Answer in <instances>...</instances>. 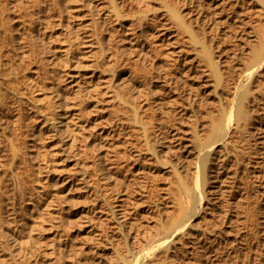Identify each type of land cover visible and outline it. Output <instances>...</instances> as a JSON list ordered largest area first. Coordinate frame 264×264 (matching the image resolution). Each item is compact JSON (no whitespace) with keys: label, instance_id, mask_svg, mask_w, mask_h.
<instances>
[{"label":"rangeland","instance_id":"obj_1","mask_svg":"<svg viewBox=\"0 0 264 264\" xmlns=\"http://www.w3.org/2000/svg\"><path fill=\"white\" fill-rule=\"evenodd\" d=\"M110 1L50 0L41 9L49 2L0 1L11 4L1 18L0 80L10 73L20 92L17 105L5 92L16 164L0 128V264H115L117 251L144 245L177 211L173 164H192L195 130L204 135L219 118L264 26L250 0H117L119 14ZM255 81L244 154H230L206 210L192 218L202 243L220 240L219 264H264V69ZM183 258L190 262L175 264H209Z\"/></svg>","mask_w":264,"mask_h":264},{"label":"bare ground","instance_id":"obj_2","mask_svg":"<svg viewBox=\"0 0 264 264\" xmlns=\"http://www.w3.org/2000/svg\"><path fill=\"white\" fill-rule=\"evenodd\" d=\"M36 1L37 4L41 1L49 2L50 0ZM110 2L114 12L119 14L117 8L118 1L111 0ZM250 2L253 4L252 7H256V9L259 10V13L264 15V0H250ZM213 3L214 2L208 1L207 5L211 6ZM10 5L11 4L9 3L6 4V9L0 5L1 28L5 25L4 22H1V18L3 17L4 12L9 9ZM48 5H51V2L45 5H39L38 8L41 9V7H46ZM170 13L174 19H176L177 23L181 27L186 28L189 34H191L192 39L196 41L192 28L187 25L180 12L176 9H170ZM25 35L26 34L21 35L22 37H20V39L25 38ZM254 36L256 43L253 42L249 46L250 57L242 63V74L237 79L232 81V85L228 87L227 96L225 99L220 101L219 118L217 120H210L211 124L208 133L203 135L198 130H195L194 132L195 153L192 157V164H190V166H188L185 170L179 169V166L175 164L172 166L173 171L176 173L178 187V194L174 198L176 200L175 205L177 206L176 213L169 215V219L167 218V220H159L161 221L159 226H156V231L153 234L146 236L144 245L139 244L137 249L132 248L131 246L127 247L125 251L126 253L124 254L117 251L116 256L118 257V260L116 257L115 259L117 261L115 264H175L174 261L182 259L183 256L187 254H193L194 256H197V258L205 257L206 260H209V264H219L218 260L220 259H218V247L220 240L213 239L216 242L215 245L210 244V241L208 243L203 242L208 245H202V249L198 248L194 251L197 244H201L206 238V234L204 235V238L201 235L203 232L197 233L193 230L194 223H192V218L196 213L206 210V204L210 199L209 193L210 191H213L212 188L215 185L214 180L220 177V174L223 171L221 169H226L227 159H229L230 154H232V156L237 160L241 158L240 155L244 154V149L239 148L242 146V144H240L241 139L239 138L241 134L251 132V124L253 125L252 118L255 112L254 103L257 99L256 85L259 86L258 82H256L257 80L255 81V77L260 68L264 69V26ZM3 42L0 44V49L4 45ZM202 47L203 53L207 58L209 66L215 76V80L217 83H220L222 80V74L218 63L215 61L210 49L205 45ZM1 56L2 53L0 50V58ZM8 74L10 73L6 74V85L0 80V128L2 127L1 132L4 133L9 149L12 153V164H16V162L19 161L20 153L12 139V136L6 134L4 129H7L8 126L6 122V116L9 114V107L7 103L10 102V104L17 105L18 103L16 104L15 102H18L20 92L19 89H17V91H13L14 88L12 86L14 85L10 84L13 83V80ZM9 89H11L10 92H12V94L8 101L6 100L7 95L5 92L6 90L8 92ZM133 109L135 122L137 121L138 123L139 119L137 109ZM16 120L17 119H13V125L16 129H18V122ZM170 148L171 147H169V149ZM148 149H151L152 154L159 157L158 150L151 144L149 145V142ZM16 167L19 169L18 166H12L11 171L12 174H14V178L18 180L19 183L20 180L18 174L20 173L15 170ZM15 172L18 174L16 175ZM21 188L22 187H20V189ZM2 193H4L3 190L0 192V201H3ZM5 199L9 201V194L5 195ZM11 209L13 210V208ZM14 231L15 230L12 228L7 231L3 230L6 236H14ZM214 241H211V243ZM188 257L190 256L188 255ZM194 259H196V257ZM183 261L180 260L179 262L183 263ZM201 262L203 264V261ZM201 262L199 263L201 264Z\"/></svg>","mask_w":264,"mask_h":264}]
</instances>
